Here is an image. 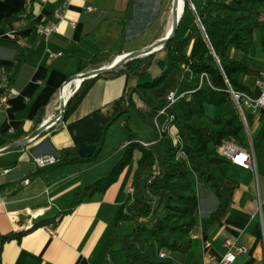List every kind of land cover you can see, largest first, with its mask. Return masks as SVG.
<instances>
[{
    "label": "crops",
    "instance_id": "obj_1",
    "mask_svg": "<svg viewBox=\"0 0 264 264\" xmlns=\"http://www.w3.org/2000/svg\"><path fill=\"white\" fill-rule=\"evenodd\" d=\"M172 2L70 0L66 18L60 21L53 13L63 0H0V97L9 88L17 91L8 107H0V264H126L119 248L106 259L107 239L119 210L132 200L130 187L140 153L105 191L93 192L75 207L72 204L78 193L108 176L125 153L130 132L118 114L125 105L127 76L98 77L67 119L31 136L58 115L62 89L68 84L73 87L71 99L80 88L83 81L77 87V80L68 81L79 74L84 61L103 57L100 64L81 73L160 39L158 26L165 21L168 7L172 10ZM44 21L58 22L59 31L49 37L38 35L35 26ZM172 23L171 11L166 33ZM14 31L25 39V46L8 37ZM140 40L143 44L136 45ZM49 51L63 55L51 59ZM231 56L247 62L248 72L241 81L257 96L256 81L264 78V33L255 31L248 54L233 49ZM228 105L230 109L217 116H228L236 109L233 101L221 107ZM245 121L240 145L255 154L257 172L229 161L219 165L231 190L226 211L215 220L211 215L219 199L214 189L190 172L196 194L190 212L196 226L190 246L168 254L171 264H223L228 240L246 248L230 264L264 263V206L263 215L259 210L264 199V109L246 107ZM104 131L103 146L93 159L45 168L34 164L37 156L59 155L77 144L98 147ZM141 131L134 132L141 139H153ZM16 143L22 146L8 151ZM45 226L54 228L56 235ZM132 227L129 214L124 213L121 236Z\"/></svg>",
    "mask_w": 264,
    "mask_h": 264
},
{
    "label": "trees",
    "instance_id": "obj_2",
    "mask_svg": "<svg viewBox=\"0 0 264 264\" xmlns=\"http://www.w3.org/2000/svg\"><path fill=\"white\" fill-rule=\"evenodd\" d=\"M195 10L198 20L195 19L185 36L176 34L161 50L129 60L115 71L84 80L67 103L64 119L76 109L98 77L127 76L125 105L118 114L130 132L125 153L108 176L78 193L72 204L75 207L93 192L105 191L134 159L135 151L140 153L132 180L133 197L130 203L121 207L115 219L107 239L106 259L119 248L126 256V264H171L170 252L185 251L190 246L191 232L196 226V219L190 212L196 199L190 172L210 185L219 199L212 219H220L229 205L231 188L219 169V165L227 160L217 153V146L228 138L243 144L244 124L236 109L228 116L211 118L206 114L205 106H221L232 101L229 88L251 94L241 81L242 75L248 72V64L232 57L231 50L248 54L255 31L264 33V0H204ZM187 11L188 5L183 17ZM102 60L103 57L98 55L84 61L78 73ZM154 62L160 68L159 75L151 81L141 82ZM174 71L181 75L176 91L185 95L166 108V99H155L151 91L163 85ZM203 74L206 76L202 77ZM73 92L72 87L66 100ZM134 95L145 107L136 105ZM164 108L165 113L159 115ZM157 116L176 130L181 144L174 145L168 133L159 137L153 122ZM171 116L174 119L169 123ZM133 117L155 129L149 147L143 146L139 141L144 139L132 130ZM104 138L105 131L92 157L82 158L78 148L86 144H77L61 150L60 160L55 165L95 158ZM179 151L183 154L179 155ZM124 213L129 214L133 227L121 236Z\"/></svg>",
    "mask_w": 264,
    "mask_h": 264
},
{
    "label": "built area",
    "instance_id": "obj_3",
    "mask_svg": "<svg viewBox=\"0 0 264 264\" xmlns=\"http://www.w3.org/2000/svg\"><path fill=\"white\" fill-rule=\"evenodd\" d=\"M70 0H63V4L59 5L55 8L53 16L58 20H63L66 18V12L69 6ZM190 7L193 9L192 3H190ZM93 7H88V10H93ZM59 31L58 22L54 21H44L38 25L35 26V32L44 37H49L53 33H56ZM8 37L16 42L18 46H25L26 41L23 37L17 35V33L10 32L8 33ZM0 42H1V36H0ZM63 55L62 52H53L49 51V57L51 59H56L58 57H61ZM203 76H206V74H203ZM4 79L3 81H5ZM256 85L259 88V94L257 96H254L252 94L237 91L232 88L228 89V92L230 93L231 99L235 105V108L237 112L240 114L241 119L243 121L244 127L246 126L245 121V108L246 107H260L264 109V78L257 79ZM17 94V91L13 88H9L8 91H6L5 94H3L0 97V107L5 106L8 107V100L10 97ZM185 94H178L177 91H170L166 97V101L168 102V108L170 105L175 103L177 100H179L181 97H183ZM166 108L162 109L159 114L165 113ZM174 117L171 116L169 118V122L173 121ZM157 120V121H156ZM155 121V125L161 129H167L168 126V132H170L173 144H181V137L177 132H172V127L170 125L161 124L158 120V118ZM166 127V128H165ZM144 146H149V143L145 141H139ZM217 153L233 165L240 166L245 169H250L254 172H257V162L255 154L251 151H249L247 148L243 147L238 143V141L234 139H225L219 146H217ZM182 151H179V155H182ZM60 160V155H43V156H37L34 158V164L39 168H45L47 166L55 165ZM130 190L133 192V186L130 187ZM1 197V196H0ZM263 206H264V199L260 200L259 204V210L260 214L263 215ZM262 227H263V242H264V221H262ZM48 233L52 236L56 235V231L54 228L50 226H45ZM209 243H206V246H209ZM225 246L228 248L227 253L221 258L220 262L223 264H230L232 263L236 257L240 254H243L246 252V248L244 246H237L233 241L228 240L225 243ZM165 253L162 252V255ZM214 260V258H212ZM217 262V261H216ZM264 264V263H263Z\"/></svg>",
    "mask_w": 264,
    "mask_h": 264
},
{
    "label": "rangeland",
    "instance_id": "obj_4",
    "mask_svg": "<svg viewBox=\"0 0 264 264\" xmlns=\"http://www.w3.org/2000/svg\"><path fill=\"white\" fill-rule=\"evenodd\" d=\"M189 1L192 3V5L195 7V9L200 8L204 2V0H189ZM167 2L169 5L170 0L169 1L166 0V3ZM190 2H188V4H187L189 7V11H187V13L185 14V16L183 17V19L181 20V22L179 24L178 31H177L178 37L185 36L187 34L188 29L193 25V23L195 21V15H194L193 9L190 7ZM170 17H171V7H168L167 16L165 18V21H163V23L160 26H158V35H161V38L164 35H166V30L168 27V22H169ZM155 28H157V27L155 26ZM155 28L154 27L152 28L153 31ZM150 35H152V34H150ZM143 42L144 41H141V40L137 41L136 45L138 44L139 46H141L143 44ZM145 56H147V55H145ZM141 57H143V56H141ZM159 73H160V68H159L158 64L156 62H154L152 64L149 72L146 75H144V77L141 79V82L151 81L153 78L157 77L159 75ZM180 79H181V75L179 72H177V71L172 72L163 85H161L157 88H154L151 91V95L157 100L166 99V97L170 91H175L177 89ZM76 85H78V83ZM71 88H72V86H71ZM71 88L69 89V91L71 90ZM136 100H137V102H136L137 106H138V104L141 105L143 103L137 95H136ZM143 105H144V103H143ZM221 106H223V105H221ZM221 106H217L215 104H206V106H205L206 114L209 117L213 118V117H216L219 112H222V110H226L228 108L230 109V107H231V105H228L225 108H223ZM159 115H161V114H159ZM157 118L161 124H166L167 122H163V121L161 122L160 121L161 119L159 118V116H157L153 119L154 126H155V129L157 130L159 137L161 138L165 133L166 134L168 133L171 136L170 132H168V126H167L166 130L165 129L163 130L160 127L158 128L155 125ZM169 123H171V122H169ZM130 126H131L133 131L142 130L141 134L145 137H152L153 136V138H154V136H155V129L152 126L146 125L141 121L137 122V120L134 119L133 121H131ZM171 130L173 133L176 132V130L173 127ZM128 132H129V130H128ZM140 141H145V142L149 143V146L152 144L151 140H140ZM149 146H145V147H149ZM137 154H138V152L135 151L134 159H135V157H137Z\"/></svg>",
    "mask_w": 264,
    "mask_h": 264
},
{
    "label": "water",
    "instance_id": "obj_5",
    "mask_svg": "<svg viewBox=\"0 0 264 264\" xmlns=\"http://www.w3.org/2000/svg\"><path fill=\"white\" fill-rule=\"evenodd\" d=\"M188 2H190V1L185 0V6L188 4ZM178 4H179V0H173L172 10H171L172 11V17H173V23H172V28H171L170 33H168L166 36L162 37L161 39H159L155 43H153V44H151L145 48L130 51V52L123 54L121 58L116 59L114 62H112L109 65L101 66L99 68L93 69V70L86 72V73L76 74L70 78L68 83L72 82L74 80L84 81L86 79L94 78L100 74L115 71V70L119 69L120 67H122L129 60H132V59H135V58H138L141 56H145V55H150V54H153V53L161 50L169 40H171L172 38H174L176 36L179 24L183 18L184 12H183L182 16L180 17L179 12H178ZM184 11H185V9H184ZM193 12L195 15V19L198 20V15H197V12H196L194 7H193ZM69 100H70V97L67 100L64 99L63 89H62L61 99H60V111H59L58 115H56L50 121L46 122L39 129V131H36L31 137L36 136L43 129L48 128L53 123H56L59 120H61L64 117L65 109H66V106H67V103ZM21 146H22V143H16V144L10 146L8 151L16 150V149L20 148ZM96 150H97V145L86 144V145H83V146L78 148V153L82 158H90L94 155Z\"/></svg>",
    "mask_w": 264,
    "mask_h": 264
},
{
    "label": "bare ground",
    "instance_id": "obj_6",
    "mask_svg": "<svg viewBox=\"0 0 264 264\" xmlns=\"http://www.w3.org/2000/svg\"><path fill=\"white\" fill-rule=\"evenodd\" d=\"M184 9H185V0H179V4H178V12H179L180 17L182 16V14H183V12H184ZM171 28H172V24H171L170 27L168 28V31H167L166 35H167L168 33H170ZM166 35H165V36H166ZM121 57H122V55L119 56L117 59H119V58H121ZM113 62H114V61H113ZM80 81H81V80H77V81H76V84L78 83V85H79ZM70 86H71V85L68 84V85L65 87L64 91H63V97H64L65 100H66V97H67V90H68V88H69Z\"/></svg>",
    "mask_w": 264,
    "mask_h": 264
}]
</instances>
